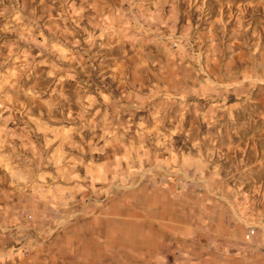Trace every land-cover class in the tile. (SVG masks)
Returning <instances> with one entry per match:
<instances>
[{
  "label": "rangeland",
  "instance_id": "obj_1",
  "mask_svg": "<svg viewBox=\"0 0 264 264\" xmlns=\"http://www.w3.org/2000/svg\"><path fill=\"white\" fill-rule=\"evenodd\" d=\"M0 264H264V0H0Z\"/></svg>",
  "mask_w": 264,
  "mask_h": 264
},
{
  "label": "built area",
  "instance_id": "obj_2",
  "mask_svg": "<svg viewBox=\"0 0 264 264\" xmlns=\"http://www.w3.org/2000/svg\"><path fill=\"white\" fill-rule=\"evenodd\" d=\"M253 233H254V231H253V232H250V233H249V236L252 235Z\"/></svg>",
  "mask_w": 264,
  "mask_h": 264
}]
</instances>
